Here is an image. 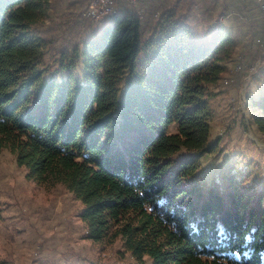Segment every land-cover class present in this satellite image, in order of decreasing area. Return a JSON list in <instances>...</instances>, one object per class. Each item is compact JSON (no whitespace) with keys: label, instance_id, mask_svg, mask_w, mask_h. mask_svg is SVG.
<instances>
[{"label":"trees","instance_id":"trees-1","mask_svg":"<svg viewBox=\"0 0 264 264\" xmlns=\"http://www.w3.org/2000/svg\"><path fill=\"white\" fill-rule=\"evenodd\" d=\"M139 1L142 17L126 0L96 22L77 12L88 34L48 60L36 26L50 0H0V151L27 178L65 185L85 236L119 237L133 264H264V190L232 174L224 188L192 180L216 148L209 86L243 41L236 25L264 63L262 12L221 0L198 33L181 0ZM145 15H156L147 34ZM239 58L245 70L249 54ZM248 103L264 133V92Z\"/></svg>","mask_w":264,"mask_h":264},{"label":"rangeland","instance_id":"rangeland-1","mask_svg":"<svg viewBox=\"0 0 264 264\" xmlns=\"http://www.w3.org/2000/svg\"><path fill=\"white\" fill-rule=\"evenodd\" d=\"M126 1L140 17L145 14L147 2ZM243 2L249 11L260 12L255 0ZM221 3L181 0L179 9L189 14L198 33H202L217 21ZM85 4L84 0H50L47 16L36 26L37 34L51 40L46 59L54 58L65 44L80 43L88 34V23L82 15L76 16ZM115 11H107L103 17ZM155 16H144L148 20L145 34L154 26ZM234 28L243 41L233 59L226 62L223 79L209 86V93H214L210 98L209 141L215 142L216 148L212 153H203L192 180H200L205 186L215 182L224 188L226 178L232 174L258 191L264 190V133L253 122L248 96L257 98L264 92V63L262 51L256 55L255 49L245 44V28ZM241 53L249 54V62L245 70L244 66L236 70ZM81 207L80 200L65 185L39 184L27 178L26 168L17 164L14 153L1 149L0 264H133L119 237L100 242L85 236L84 223L78 216Z\"/></svg>","mask_w":264,"mask_h":264},{"label":"built area","instance_id":"built-area-1","mask_svg":"<svg viewBox=\"0 0 264 264\" xmlns=\"http://www.w3.org/2000/svg\"><path fill=\"white\" fill-rule=\"evenodd\" d=\"M87 6L81 13L83 17H87L91 20H100L102 17V13L107 10L116 9V0H87ZM256 4L260 8L262 12V16L264 17V0H255Z\"/></svg>","mask_w":264,"mask_h":264},{"label":"bare ground","instance_id":"bare-ground-1","mask_svg":"<svg viewBox=\"0 0 264 264\" xmlns=\"http://www.w3.org/2000/svg\"><path fill=\"white\" fill-rule=\"evenodd\" d=\"M114 10H116V9H114ZM114 10H107V11H114ZM107 11L104 12V13H102V17H101V19L103 18V15H105V14L107 13Z\"/></svg>","mask_w":264,"mask_h":264},{"label":"snow or ice","instance_id":"snow-or-ice-1","mask_svg":"<svg viewBox=\"0 0 264 264\" xmlns=\"http://www.w3.org/2000/svg\"><path fill=\"white\" fill-rule=\"evenodd\" d=\"M238 258V257H237Z\"/></svg>","mask_w":264,"mask_h":264}]
</instances>
